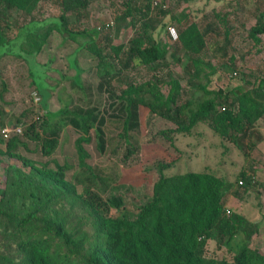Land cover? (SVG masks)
I'll list each match as a JSON object with an SVG mask.
<instances>
[{
  "label": "trees",
  "instance_id": "trees-1",
  "mask_svg": "<svg viewBox=\"0 0 264 264\" xmlns=\"http://www.w3.org/2000/svg\"><path fill=\"white\" fill-rule=\"evenodd\" d=\"M45 1L59 6L60 15L57 20L39 24L36 15ZM95 1L0 0V61L5 56L41 55L48 49L51 36L57 34L63 37L62 44L68 40L77 44L70 63L75 73L64 78L73 88L83 89V69L77 57L81 50L91 56L101 89L110 86L123 70L144 67L153 73L151 78L127 84L117 96L125 116L119 135L127 146L125 155L137 150L131 132L139 127V107H144L175 125L161 131L173 148L172 135H190L197 125L206 124L222 141L236 145L246 158V148L251 145L245 142L252 139L256 124L264 119V75L242 74L240 84L227 91L208 89L216 69L202 58L208 48L205 32L181 12L171 16L174 42L160 40L155 36L158 25L170 11L168 6L152 9L148 0H110L112 27L106 29L103 24L90 32L73 29ZM262 8L247 31L257 54L263 45ZM213 15L225 26L224 16L215 10ZM19 16L28 23L19 34L18 52H13L10 33ZM126 30L129 38L118 42ZM229 35L226 29L225 43ZM80 36L84 41L79 42ZM168 58L181 66L188 89L199 94L196 98L182 102L185 89L180 79L173 77ZM224 68L236 72L234 57ZM32 82L39 93L44 90L40 82ZM164 86L167 93L162 91ZM44 116L21 128V137L0 140V163L2 158L19 163L5 168V182L0 188V264H264V253L250 247L259 231L258 223L225 205L229 193L239 197L240 189L247 191L256 184L253 175L242 170L235 182L214 171L166 176L164 171L173 164L159 163L149 200L137 207L132 219L119 217L114 214L123 207L121 198L94 203L90 187L78 189L73 179L79 171L95 177L85 146L91 142L93 131L96 148L104 152L107 147L101 113L95 108L69 110L65 106ZM23 124L17 120L14 127ZM69 124L79 132L73 142L79 171L72 177H67L70 165L66 161L50 158L41 162L19 151L20 147L27 150L24 139L33 142L43 157H51L59 143L57 136ZM209 244L217 250L224 248L231 259L208 255Z\"/></svg>",
  "mask_w": 264,
  "mask_h": 264
},
{
  "label": "rangeland",
  "instance_id": "rangeland-1",
  "mask_svg": "<svg viewBox=\"0 0 264 264\" xmlns=\"http://www.w3.org/2000/svg\"><path fill=\"white\" fill-rule=\"evenodd\" d=\"M262 7L264 0H171L168 5L170 15L161 19L155 36L172 44L174 40L170 36L173 29L171 16L181 12L187 14L190 20L198 23L201 31L205 32L208 48L202 58L216 69V74L210 78L208 89L227 91L240 84L242 74L246 77L258 73L264 75V35L261 36L263 45L260 46L261 52L258 54L247 37V31L255 23L257 11L263 10ZM89 8L88 15L80 18L73 29H86L90 32L112 20L110 0H97ZM214 10L219 16L225 17V26L215 19ZM39 12L36 19L42 24L57 20L60 8L50 1H45ZM27 23L28 19L18 17L17 24L10 33L11 51L18 52L22 39L19 34L23 33L22 28ZM226 29L230 30L228 43H225L223 36ZM64 36L67 37L66 34ZM129 36V30L122 31L118 42H125ZM62 38L61 35H52L48 49L41 55L26 57L23 54L25 58L5 56L0 61V140L21 137L15 132L17 126L23 129L34 120L41 121L42 118L45 119V112L56 113L65 106L69 110L95 108L104 118L102 129L107 146L104 152H100L96 148L95 135L93 131L90 132L92 139L85 148L89 154L88 164L95 177L89 178L91 175L88 172L82 174L78 170L73 142L79 132L73 125H67L57 136L58 146L49 158L43 157L33 142L24 139L22 140L27 144V150L20 147L19 151L41 162L50 158L59 163L66 161L70 165L68 178L72 177V173L79 171V174L73 177L78 189L90 187L91 200L94 203H105L111 197L121 198L123 207L114 215L126 216L128 219H132L137 213V207L151 197L152 185L158 177L156 165L159 163L173 164L164 171L166 176L214 171L230 182H235L238 174L245 170L255 177L256 184L248 187L247 191L240 189L239 197L229 193L225 198V205L230 211L243 213L248 219L258 223L259 231L252 237L250 247L264 253V119L256 124V133L252 139L245 142L251 145L246 148L248 156L245 158L236 145L222 141L206 124L197 125L190 135H172L175 147L173 148L169 140L161 135V131L172 129L175 125L152 115L148 109L139 107V127L131 132L132 137H136V141L132 139L131 142L137 150L125 155L127 146L119 136L123 128L121 120L125 116L123 109L118 105L117 96L127 84L146 81L153 73L144 67L123 70L112 80L110 86L101 89L99 80L93 73L94 62L91 56L81 50L77 57L83 69V89L73 88L64 78L75 73L70 63L71 53L77 44L72 40L62 44ZM84 39L85 37H78L79 42ZM51 57H54L53 62H49ZM231 57H234L236 72L224 68L231 63ZM167 62L173 77H178L185 89L182 102L196 98L199 94H193L195 91L188 89L181 66L170 58ZM167 72L164 70V73ZM34 79L44 86L40 93L32 82ZM162 91L167 93L166 86ZM33 92L38 93V102H35ZM17 120L24 124L14 127ZM53 120L51 117L50 122ZM3 129L8 130V138H3ZM1 160L0 188L5 182V168L19 165L17 161L8 158ZM234 189L239 190L237 186H234ZM207 247L208 255L231 259L224 248L217 250L214 244Z\"/></svg>",
  "mask_w": 264,
  "mask_h": 264
},
{
  "label": "built area",
  "instance_id": "built-area-1",
  "mask_svg": "<svg viewBox=\"0 0 264 264\" xmlns=\"http://www.w3.org/2000/svg\"><path fill=\"white\" fill-rule=\"evenodd\" d=\"M148 1L151 3L152 9L157 8V7H162V8L165 9L168 6V1L169 0H148ZM112 26H113V21L112 20H110L109 22L104 24V27L106 29H108V28H110ZM98 29H100V28H98ZM170 35H171L173 40L176 39V34H175L174 29H171ZM33 97L35 98V102L39 101L37 93L33 92ZM1 132H2L3 138H8V130L7 129H3ZM15 132L20 134L21 133L20 128H16Z\"/></svg>",
  "mask_w": 264,
  "mask_h": 264
},
{
  "label": "crops",
  "instance_id": "crops-1",
  "mask_svg": "<svg viewBox=\"0 0 264 264\" xmlns=\"http://www.w3.org/2000/svg\"><path fill=\"white\" fill-rule=\"evenodd\" d=\"M51 2V1H50Z\"/></svg>",
  "mask_w": 264,
  "mask_h": 264
}]
</instances>
